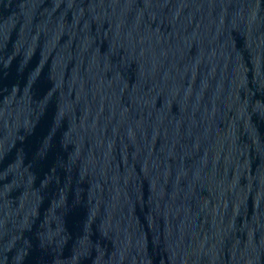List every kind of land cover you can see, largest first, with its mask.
Instances as JSON below:
<instances>
[{
    "label": "water",
    "instance_id": "1",
    "mask_svg": "<svg viewBox=\"0 0 264 264\" xmlns=\"http://www.w3.org/2000/svg\"><path fill=\"white\" fill-rule=\"evenodd\" d=\"M0 264H264V0H0Z\"/></svg>",
    "mask_w": 264,
    "mask_h": 264
}]
</instances>
